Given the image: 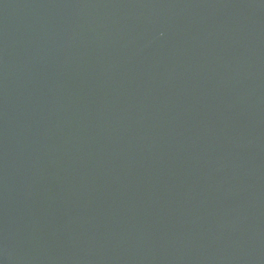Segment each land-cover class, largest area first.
I'll list each match as a JSON object with an SVG mask.
<instances>
[{"label":"water","instance_id":"95a60500","mask_svg":"<svg viewBox=\"0 0 264 264\" xmlns=\"http://www.w3.org/2000/svg\"><path fill=\"white\" fill-rule=\"evenodd\" d=\"M0 264H264V0H0Z\"/></svg>","mask_w":264,"mask_h":264}]
</instances>
